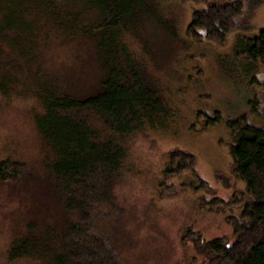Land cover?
Masks as SVG:
<instances>
[{
  "label": "rangeland",
  "instance_id": "obj_1",
  "mask_svg": "<svg viewBox=\"0 0 264 264\" xmlns=\"http://www.w3.org/2000/svg\"><path fill=\"white\" fill-rule=\"evenodd\" d=\"M223 1L0 0V161L25 162L37 180L0 183V264H35L8 262L6 249L38 211L59 212L55 194L40 182L48 183L51 155L36 125L43 114L40 99L84 97L116 71L138 76L161 103L145 130L127 141L113 189L118 218L104 227L118 234L125 264H187L193 251L180 241L187 226L204 239L230 236L226 217L240 209H210L205 202L213 196L194 190L188 173L165 180L176 185L175 195L161 197L157 190L168 152L181 148L196 155V171L214 197L227 201L244 191L231 172L225 121L244 114L264 126V69L237 55L239 36L264 28V0L249 6L224 44L196 43L186 33L192 12ZM197 111H219L222 122L201 131Z\"/></svg>",
  "mask_w": 264,
  "mask_h": 264
},
{
  "label": "trees",
  "instance_id": "obj_2",
  "mask_svg": "<svg viewBox=\"0 0 264 264\" xmlns=\"http://www.w3.org/2000/svg\"><path fill=\"white\" fill-rule=\"evenodd\" d=\"M257 1L224 0L196 9L186 33L196 43L207 40L222 45L228 34L240 27L239 18ZM96 10L102 13L100 7ZM237 46L238 56L258 61L264 69V28L256 35L239 36ZM40 101L43 114L36 125L51 154L45 163L48 183L40 182L55 194L59 210L55 215L62 216L53 218L50 212L38 211L24 234L9 243L7 261L125 264L118 234L111 236L104 227L118 218L115 215L120 208L113 189L127 159V141L145 130L152 111L161 104L158 96L138 76L116 71L96 92L84 97L56 94ZM253 110L258 112L255 107ZM89 118L100 127L92 125ZM195 121H201L200 130L205 131L220 124L222 117L219 111L211 115L197 111ZM225 126L231 137V172L244 183L241 198L233 195L225 201L214 197L215 190L196 171V155L181 148L168 152L161 171L164 180L157 183V190L161 197L175 195L176 185L165 180L188 173L194 190L213 196L205 202L210 209H240L237 216L226 217L229 237L204 239L190 226L181 231L180 241L189 243L193 251L187 264H264V126L250 123L244 114L227 119ZM24 181H37L25 162L0 161L1 184L15 187Z\"/></svg>",
  "mask_w": 264,
  "mask_h": 264
}]
</instances>
